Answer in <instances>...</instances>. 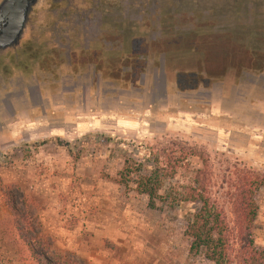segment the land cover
I'll return each mask as SVG.
<instances>
[{"label": "rangeland", "instance_id": "374dc122", "mask_svg": "<svg viewBox=\"0 0 264 264\" xmlns=\"http://www.w3.org/2000/svg\"><path fill=\"white\" fill-rule=\"evenodd\" d=\"M134 1L106 0L103 11L104 27L121 21V29L135 33L128 36L131 55L166 53L181 70L193 65L231 81L241 71L264 73V0H147L148 17ZM116 40L102 37L97 51ZM199 110L107 112L7 130L11 139L0 137V264H33L13 226L7 194L18 211L32 216L39 233L35 247L45 250L46 240L52 242L49 258L61 253L92 264L97 243V259L109 264H211L189 254L177 212L160 205L151 210L145 196L116 182L126 159L143 163L146 148L172 143L208 155L217 196L234 169L264 173V119ZM187 181L177 177L174 183ZM255 200L254 247L264 250V187ZM102 225L108 227L103 234ZM112 228L113 238H105Z\"/></svg>", "mask_w": 264, "mask_h": 264}, {"label": "flooded vegetation", "instance_id": "af4514ba", "mask_svg": "<svg viewBox=\"0 0 264 264\" xmlns=\"http://www.w3.org/2000/svg\"><path fill=\"white\" fill-rule=\"evenodd\" d=\"M5 1L0 0V7ZM146 1L134 2L148 17ZM106 4V0L24 4L18 32L0 39V134L17 126L52 127L107 112L166 113L171 106L180 112L204 107L199 111L264 119L262 71H241L231 81L209 77L202 66L201 71L193 65L181 70L166 53L131 55L133 37L128 36L135 33L121 29V21L104 27ZM104 36L117 40L106 43L108 48L99 53L97 42Z\"/></svg>", "mask_w": 264, "mask_h": 264}, {"label": "trees", "instance_id": "16d2710c", "mask_svg": "<svg viewBox=\"0 0 264 264\" xmlns=\"http://www.w3.org/2000/svg\"><path fill=\"white\" fill-rule=\"evenodd\" d=\"M143 163L126 159L116 174V182L134 193L145 196L148 208L158 205L177 212L184 223V236L190 241L189 254L211 264H264V250L254 247L253 230L257 216L256 195L264 187V173L234 169L225 192L212 193V164L204 151L183 144L161 149L146 148ZM140 154V153H139ZM187 183H174L177 177ZM7 209L14 216L13 226L32 257L33 264H78L57 253L49 258L52 242L45 250L37 249L39 233L26 210L18 211L10 194Z\"/></svg>", "mask_w": 264, "mask_h": 264}, {"label": "water", "instance_id": "95a60500", "mask_svg": "<svg viewBox=\"0 0 264 264\" xmlns=\"http://www.w3.org/2000/svg\"><path fill=\"white\" fill-rule=\"evenodd\" d=\"M28 0H6L0 7V39L18 32L24 4Z\"/></svg>", "mask_w": 264, "mask_h": 264}, {"label": "crops", "instance_id": "0c3cea01", "mask_svg": "<svg viewBox=\"0 0 264 264\" xmlns=\"http://www.w3.org/2000/svg\"><path fill=\"white\" fill-rule=\"evenodd\" d=\"M0 137H2V138H4V139H9V137H10V139H11L12 136H10V135L8 136V135L0 134ZM99 229L101 230V233H102V234L108 231V227H106V225H102L101 227H99ZM112 231H115V230L112 228V229L109 231V233L105 236V238H113V235L110 234V232H112ZM117 242H118L119 245H121V243H124L125 241H124V240H117ZM93 247L95 248V250L92 251V253L89 255V258L92 259V262H91V263H92V264H103V262H104L105 264H109V263L106 262V261H99V260L97 259V256H96V255H98V251H97L98 244L95 243Z\"/></svg>", "mask_w": 264, "mask_h": 264}]
</instances>
